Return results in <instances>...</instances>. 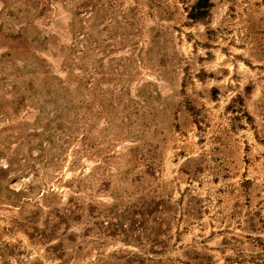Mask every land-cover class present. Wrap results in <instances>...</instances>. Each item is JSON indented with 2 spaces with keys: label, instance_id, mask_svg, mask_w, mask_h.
Returning <instances> with one entry per match:
<instances>
[{
  "label": "rangeland",
  "instance_id": "obj_1",
  "mask_svg": "<svg viewBox=\"0 0 264 264\" xmlns=\"http://www.w3.org/2000/svg\"><path fill=\"white\" fill-rule=\"evenodd\" d=\"M0 0V264H264V0Z\"/></svg>",
  "mask_w": 264,
  "mask_h": 264
},
{
  "label": "trees",
  "instance_id": "obj_2",
  "mask_svg": "<svg viewBox=\"0 0 264 264\" xmlns=\"http://www.w3.org/2000/svg\"><path fill=\"white\" fill-rule=\"evenodd\" d=\"M208 6V0H198L197 3L192 8L191 17H200L205 15L206 8Z\"/></svg>",
  "mask_w": 264,
  "mask_h": 264
}]
</instances>
